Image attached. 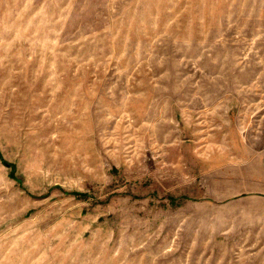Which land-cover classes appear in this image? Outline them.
<instances>
[{
  "label": "rangeland",
  "instance_id": "obj_1",
  "mask_svg": "<svg viewBox=\"0 0 264 264\" xmlns=\"http://www.w3.org/2000/svg\"><path fill=\"white\" fill-rule=\"evenodd\" d=\"M0 264H264V0H0Z\"/></svg>",
  "mask_w": 264,
  "mask_h": 264
}]
</instances>
